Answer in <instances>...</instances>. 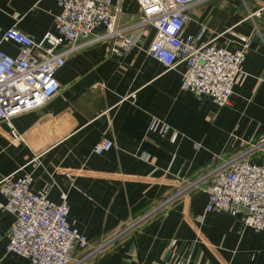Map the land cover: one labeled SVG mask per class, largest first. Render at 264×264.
Wrapping results in <instances>:
<instances>
[{"label": "crops", "instance_id": "1", "mask_svg": "<svg viewBox=\"0 0 264 264\" xmlns=\"http://www.w3.org/2000/svg\"><path fill=\"white\" fill-rule=\"evenodd\" d=\"M142 2L112 0L117 26L126 36L141 34L128 53L113 56L102 41L69 54L53 98L0 122V179L28 173L32 192L45 191L55 203L66 197L69 224L87 240L72 253L73 264H264V231L245 227L244 212L205 213L213 169L251 148L248 160L264 164V12L245 20L240 0L188 10L183 36L204 26L203 41L216 37V46L232 51L233 34L252 38L241 82L229 104L218 106L181 90L183 64L165 70L147 55L154 30L136 25ZM59 12L58 0H0V49L17 54L1 41L11 28L39 41ZM153 119L177 132L174 141L148 130ZM11 129L20 142L11 141ZM102 137L113 147L96 155ZM13 221L0 210V264H29L6 252Z\"/></svg>", "mask_w": 264, "mask_h": 264}, {"label": "built area", "instance_id": "2", "mask_svg": "<svg viewBox=\"0 0 264 264\" xmlns=\"http://www.w3.org/2000/svg\"><path fill=\"white\" fill-rule=\"evenodd\" d=\"M205 1L208 0H143L142 15L136 25L154 30L147 50L150 58L165 70L185 66L181 90L225 106L244 75L242 66L252 38L233 34L238 48L232 51L216 46V37L203 41L204 26L194 36H183L188 10ZM240 1L247 8L245 20L261 17L264 4L253 11L248 8L261 0ZM58 6L54 30L39 41L14 28L3 34L1 41L15 45L18 51L10 56L0 49V122L10 124L13 118L40 108L53 98L60 89L55 75L69 54L92 43L109 41V53L120 58L141 37V34L126 36L127 28L117 26L118 10L113 9L112 0H58ZM98 28H103L102 35H95ZM257 33L255 27L253 34ZM148 130L171 141L177 137L176 131L157 119L151 121ZM10 139L13 143L20 142L21 136L11 129ZM112 147L113 141L102 137L93 152L102 155ZM198 147L195 144V149ZM253 149L231 157L207 175L213 180L207 190L205 213L237 216L244 212L243 225L261 232L264 164L248 160ZM32 182L28 173L0 179V196L4 199L0 210L14 218L6 252L27 259L29 264H73L72 253L86 249L87 240L69 224L66 197L61 196L60 203L52 202L47 192H32Z\"/></svg>", "mask_w": 264, "mask_h": 264}, {"label": "rangeland", "instance_id": "3", "mask_svg": "<svg viewBox=\"0 0 264 264\" xmlns=\"http://www.w3.org/2000/svg\"><path fill=\"white\" fill-rule=\"evenodd\" d=\"M250 6H252L251 4H249Z\"/></svg>", "mask_w": 264, "mask_h": 264}]
</instances>
